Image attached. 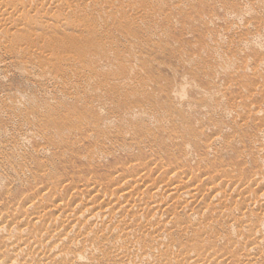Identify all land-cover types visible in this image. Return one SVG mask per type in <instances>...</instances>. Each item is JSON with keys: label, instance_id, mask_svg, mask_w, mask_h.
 I'll list each match as a JSON object with an SVG mask.
<instances>
[{"label": "rangeland", "instance_id": "obj_1", "mask_svg": "<svg viewBox=\"0 0 264 264\" xmlns=\"http://www.w3.org/2000/svg\"><path fill=\"white\" fill-rule=\"evenodd\" d=\"M14 1L10 0L9 1L10 3L9 2L7 3L5 0L3 3H4V5L5 4H7V5H5V7L3 6L4 8L1 6L2 4H0V12H1L0 14H2V12L4 14V13H7V9H9L8 10L9 12L15 13L17 11V9L15 10L14 8H18V6L21 7V4L24 3L23 9H21L19 11L20 13L16 12V15L13 14L15 16V17H13L14 18L13 21H9L10 23L9 22L7 23L4 21L3 18L0 20V21H2V22H0V29L2 28V30H0V36L1 35L5 36L3 38L0 37V43H1L0 48L2 45L5 46V47L2 46L3 48L0 49L2 51V52L0 51V100H2V101H0V108H1V111L5 113V114H2V112H1V114H0V128H1V130H3L4 128L9 129V130H5V129L3 130L5 133V136L1 137V135H0V141H2V143H3L4 140L7 141V139L9 138L10 140L8 139L7 143L11 144L13 141L15 142L18 140L19 141L23 140V141H21L22 143L20 142V145H22L21 148L18 147V150L15 151L16 153L14 152V150H8L7 149L8 153L5 150V153L8 154V156L11 153L12 154L14 153V155L19 154V155L23 156V157L20 156V159H19V156H17L16 162L13 161L12 162L13 165L11 163L12 166L19 168L23 162H24L23 164H25L29 160H32L33 158L31 159V157L34 155L33 157L34 158L35 157L40 158V161H38L37 164H33V169H32L31 174L33 176L41 178V184H46L48 180H50V181L53 180L54 182H57L58 180H61L60 178L63 177L61 174H59L58 171H55L52 174L49 172H43L42 169L37 168L38 164H40V163H42L43 165H47L54 158L57 159L58 155L56 154V151L51 152V150H49L50 152L48 151L47 155L46 154L40 155V157L37 153V151H38L37 149H40V148H38L39 146L41 147L43 145H46L48 142H51L50 140L52 138L50 136H52L53 133H51V132L48 133L46 131V133L43 134L44 136L41 135L44 130H40V127L37 126V120H35L36 116H35V114H32V111H33L32 109H31L32 110L31 112L27 111L28 113H26L25 110H23L21 112L20 110L16 111V110H13L11 108L12 105L14 104L13 100H16V102H18L20 105H22V102L20 101L21 99L19 100V98H16V97L14 98V96H13L14 91H16V90H17L16 94L21 92L27 96H32V98H33L32 100L36 101V103L43 104V103L47 102L51 106L61 104L62 108L60 109V113L53 117V120L56 123H59L61 125H66L67 127H70V128H78L80 131H82V132L85 131L86 133H88V131H96V129H105L106 128L104 122L101 121L100 119H98L96 116L91 115V113L86 108V105L90 106L91 108L92 107H94V108L99 107L98 97H89L91 92L89 93V95L87 92L86 93L87 96H84L85 93L81 94L82 95L80 97L81 99L66 98V97L62 96L63 90H64L62 87L60 88V86L58 84H57L58 85L57 86L56 84H54L55 82L53 83V81H51V80H48V82H46V80L41 78L42 75H38V74H40L39 72H41L42 69L53 68V66H51V64H53V62H54V61L52 62L53 57L57 58V59H65L70 54V56H72L70 59L74 61L73 62L74 64L71 62V65L67 64V66L64 68L74 69L76 67V66L74 67V65H80L81 66L82 64L83 65L85 64L84 65L85 66L84 74H80V73L76 72L75 76L73 74H71V76H70L69 73L68 74L66 73L64 68L63 69H56V70L53 69V70H51L52 74H55V76L57 75L59 78H61L62 80L66 81L68 83L70 82L72 84V86H74V84H75L76 86H78L76 89H79V88L82 89V87L84 85L83 83H85L84 78H86V76H91V75L95 76L97 81H98L97 85H99V87L104 90V98H106L111 103L112 109L115 108L114 111L111 113L112 114L114 113V116L118 114L117 117L111 119V121L108 120L109 122H111L112 125H114L115 128H118V129H124V128L126 129L127 128L128 129V127L132 128L134 125H137L138 127L139 126L143 127V125H144L143 129L146 126L152 127L151 126L152 124L149 123L150 121H149L148 117H152V118L154 117V119H156V118L160 119L161 117L168 115L166 113H169V115H168L169 117L168 116L164 117L165 119L168 117L167 121H169V122L165 126V127H167V129H165V127H163V126L158 128V129H155V130L153 129L154 130L153 132H155V134L160 133L159 136L154 135L153 136L154 138H153L152 135H150L149 131H147V130L144 131V130L140 129L141 131H138V132L136 131V134L140 135L137 138H140V137L142 139L144 138L143 139L144 143L147 144L146 148H144V150H142V151H140L139 149H137L135 146L132 145L133 141L129 140V138H128V137H130V138L132 137V135H130V134L128 135V137L126 136L127 142H123V143L121 140L112 142L110 139H109L110 140L109 141L108 138H106V140H108V141H106L104 138L101 141L100 145L103 146L105 143L106 150L110 149L109 150L110 155L105 158L106 160L100 159L101 160L100 161L95 155H92V154H95L94 151L100 150L99 146L96 147V144H98L99 142L79 141L77 143L75 141V139H71V140L76 142V145L74 148L78 149V151H81L79 153L80 155L86 156L87 154H89L88 158L90 160H93L92 162L90 160H84L85 162L80 164V162L77 161L76 159H74L73 157H71V156H70V158L66 157L69 164H76L77 165L76 171H79V170L81 171V172H79V174L86 175V177L89 175L90 176L92 175V177L89 176L88 178L95 180L96 177L94 176V174L90 173L91 164H92V167H94V170H96V167H97V169H99V172L102 174L100 177L101 180L103 178L105 179L110 174H111V176L114 175L113 177H115V178L116 177L119 178V177H121V175L122 176L125 175L124 173H122V167L126 166V163H127V162H125L126 160L130 161V163H128L129 165L127 164L126 167L128 169H133L137 172V170L140 167V166H138V164L141 163L142 159H143L142 162H144V161L149 162L151 164V166L153 163H154V165H156L164 159V161H162L163 162L162 164L164 166H165V163L167 166L175 167V168L176 167L179 168L181 166L180 170L183 171L182 174H185V175H183L184 178H183V176H182V178L184 179V181L187 180L188 183L190 182V184L196 183V185L203 186L204 181L211 180V182H210L211 184H208V185L206 184L207 186L204 185V186H206L208 191H211V187H212L213 183L217 179H218L217 181L222 179L219 181V184L223 188H218V190H217L221 195L222 194L226 195V193L228 192L227 193L228 196H230V194H232V196L235 194V196H236V193H238L239 189H240L239 191L243 190V189L241 190V188H238L237 186H239L240 184L236 186V183L234 181H237V183H238V181H239V183H243V182H241L242 179H244V180L248 179L249 180L250 178H248V177L253 176V174H254L253 170L257 168L256 162H254V161L257 158H259L258 156H260L262 151L256 150L258 147V144H251L252 141H255L257 138V137L255 138V135L253 133V126L255 124L254 122H256L258 120V118H260L262 120L264 119V113H261V112L258 113L260 116L259 117L257 115V113L251 115L250 112L241 111L237 114L236 119H235V117L233 118V115H229V114L226 116H222L220 113L218 114V110L215 109V111H217V112H215V111H213L214 109L203 105V104H205V102H202L203 104L202 103L198 104L199 102H201L202 96L200 97L197 92L202 91L201 89L214 91V89H218V87H219V89L224 91L225 90L224 88H226L225 86L226 85L228 86V84L230 83L229 90H231V93L228 95V98H229L228 103H234L237 101H246V102L250 103V99H251V101L256 102V103L258 102V104L264 106V64L263 65L260 64L261 65L260 67L258 66L259 62H260L259 61L260 58L262 59V57H264V30H263V26H264V14H263V12H264V0H162V1L159 0V2H158V0H135L136 2L131 0L132 3L139 5L138 9H140L139 7L144 8L143 10L140 9L141 11L136 9L139 12L134 10V8H137V6L134 7V5H133L132 6L133 8L131 7V5H130L131 1L130 0H119V1L114 0V2H117V3H114L115 5H118V4H120V2H123L124 4L127 3L130 6L126 7L127 11H123L126 9L124 7H120L121 10L123 9L121 11V10L117 9V6H115L114 8L117 9L116 12L119 11V13H116L115 9H113V12H115L114 14L112 12L113 15L112 14L106 15V14L100 13L101 9H103V8L109 9L110 8L108 5L113 2L112 0H80V1H78V0H67L66 3H70L74 6H76V4H74V3H78V5L76 7H73V8L77 9V7L79 6L80 9L78 8L79 10L78 9L76 10V12L79 11L76 13V14H79L78 16L77 15L74 16L75 14L70 15L68 13H67V15L66 14L64 15L65 10L63 12V8H64V6L66 7V5H65L66 3L64 2V0H60V3L61 2H62V4L65 3L64 6L62 4H59V3H54L55 5L57 4L56 7L57 6L60 7V8L57 7V9H55L56 7L54 6V4L50 1L48 2V0H37V4H35L36 2L33 3L36 0H33V2L32 1L28 2L27 0H24V1L22 0L21 1L22 3H20V0H17L16 2H14ZM40 1L42 2V4ZM105 1H107V3L108 2H110V3L107 4ZM38 2H39V5H38ZM45 2H47L46 5H45ZM15 3H16V7L13 6ZM142 3L147 4L149 7H147V9H145L146 5H144ZM150 3L151 4L153 3L154 7L152 5H150ZM10 4H12V5H10ZM29 4L31 7L29 6ZM34 4L37 5V8H35ZM49 4H50V6H49ZM101 4L102 5L106 4L105 6H107V7H105L104 5L102 7ZM114 4L112 3V5H114ZM154 4L156 6L158 5L157 6L158 8L155 7ZM159 4L164 5V7H161ZM234 4L236 6L238 5L241 10L239 9L238 6H237V8L239 10H236L237 8L235 7ZM44 5L48 9H45ZM69 5H68V7H69ZM142 5H144V7ZM185 5H187V6H185ZM6 6H8V7L6 8ZM12 6L14 7L12 9V10H14L13 12L10 9ZM47 6H49V7H47ZM96 6L97 7L99 6L100 8L99 7L98 8L100 10ZM110 6H111V4H110ZM125 6H127V5H125ZM159 6H160V9H159ZM1 7L3 9L6 8L5 12ZM38 7H40L41 9H39ZM51 7H53V10H51L52 9ZM130 7L132 9H128ZM177 7H179V8H177ZM187 7H188V9L190 8L189 11H188ZM148 8H153V9L156 8V10L152 11V9H150V12H149ZM184 8H186V9H184ZM246 8H250L252 11L251 10L248 11V9L245 10ZM1 9L3 11H1ZM32 9H33V11H32ZM176 9H177V11H176ZM183 9H184V11H182ZM40 10H42L43 12L45 11V14L41 13L42 11H40ZM48 10H49V13H48ZM56 10H57V12H56ZM58 10H60V11H58ZM146 10H147V13L149 15V18L145 17L148 15L144 16V14L146 13ZM158 10H159V12H158ZM160 10H162L164 13L162 11H161L162 13H160ZM53 11H55V12H53ZM61 11L63 12V14ZM142 11H144L145 13ZM226 11H227V13H226ZM230 11H232V12L234 11L233 12L234 14H232V12H230ZM9 12L7 13V15L10 14ZM26 12L28 13V15L26 14ZM36 12H37V14H36ZM52 12H53V14L56 13V16H58V15H63V16H60V17L58 16V18L56 16L54 17L52 15ZM167 12H169L168 14H170V12H173V13H171L172 15L170 14L171 16H173V18L171 16H168ZM182 12H184L183 13L184 15L182 14ZM238 12H239V14H237ZM31 13L34 15L35 20H34L33 16L31 15ZM57 13H60V14H57ZM152 13L156 14V16L154 17V15ZM157 13L160 15H157ZM41 14H42L43 18H41ZM49 14H51L52 17ZM141 14L143 15V17ZM164 14H166L167 16L166 15L164 16ZM181 14H182V16H181ZM207 14L209 16V18L207 16L208 20L206 18ZM85 15L88 16V18L90 17L89 20L85 17ZM215 15L217 18L214 17ZM27 16H28V20H27ZM65 16H67V18ZM139 16H141L142 19L141 18L139 19ZM159 16L161 17L162 20L160 19ZM203 16H205V17H203ZM16 17H17V19H16ZM79 17H80V19H79ZM150 17H152V18H150ZM174 17H176V18H174ZM202 17H203V19L206 18V20L201 19ZM59 18H60V20H58ZM147 19L149 20L148 21L149 24H147V22H146ZM150 19H154V21L150 20ZM25 20L28 21V23ZM56 20L59 23L55 22ZM63 20L65 21V23H66V21H68V22L70 21L69 22L70 24L65 28H59V29H57L56 27H54L53 29L51 28V27L55 26V24H61L62 25V22L64 23ZM201 20H203V21H201ZM41 21L44 24L39 23ZM72 21H75V22H73L74 24L71 23ZM157 21H158V23H157ZM51 22H54V24ZM145 22H146V24H145ZM153 22L157 23V24H154ZM2 23H5V24H2ZM6 23L9 25H7ZM49 23H51L53 26H51V24H49ZM150 23H151V25H150ZM10 24H12L11 27L13 26L12 29L14 28V30H13L14 32L11 31ZM46 24H48V25H46ZM144 24H145V26H144ZM1 25H4V26L7 25L6 26L7 28H5L3 26L1 27ZM28 25H30L32 27L28 28V27H30ZM154 25H156V26H154ZM228 25H229V27H228ZM8 26H9V28H8ZM45 26L47 27L48 30H46ZM149 26H151V28ZM33 27L35 29L36 28L37 29L35 30V29H33ZM145 27H148V28H145ZM224 27H227V29H225ZM25 28L27 29V31L29 30L28 34H27V31H25L26 30ZM152 28H153V30H152ZM49 29H52V30H49ZM31 30H35L37 33L34 31H31ZM15 31H16V35L14 34ZM20 31H22L26 35L21 33ZM215 31H217V32L213 33ZM18 32H20L21 34H19ZM127 32H129L130 35ZM209 32L211 33V35L213 34V36H215V34H217L219 39H218L217 35L215 37H213L210 35ZM17 33H18V35H17ZM39 33H41V34H39ZM36 34L41 35V39H43V40L39 39L40 36L36 35ZM111 34H113V35L116 34L117 36L116 37H115V35L111 36ZM206 34H207V36H206ZM9 35L11 36V38ZM21 35L22 36L25 35V39L24 38L21 39V37L17 38V36H21ZM31 35H33L34 37L36 36L37 40H35L36 38L32 37ZM42 35H45L44 37H46V38H43ZM219 35H221V36H219ZM259 35L263 36V40H261V42L258 43L255 47H241V45H239L240 41L242 39L250 38V37H256ZM12 36L13 37L16 36V37L12 38ZM109 36H111L113 39L110 38ZM105 37L106 38L108 37L110 39L106 40ZM54 38H59V39H64V40L66 39L68 41L76 40L78 45L76 44L75 46H72L70 48L69 52L64 51L65 52V54H64L62 49L59 50L61 47H59V49H53V48L51 49V47L48 46V43H49V45L53 44V43H51V40H53ZM44 39H47V40L44 41ZM48 39H50V40L48 41ZM100 39H101V41H100ZM33 40H35V41H33ZM102 40L106 41L107 44H110L111 42L114 41L113 42L114 45L116 46L117 49H119L120 52H122V54H121L122 56L116 57L117 54L114 56L113 52L111 53L112 55L110 54L109 58L97 56L98 54L97 55L95 54L98 51L97 45L98 46H100L102 44L105 45V42H103ZM111 40H113V41H111ZM135 40H137V41H135ZM213 40L215 42H213ZM219 40H220V42H219ZM31 41H32V43H30ZM46 41H48V42H46ZM99 41H100V45L98 43ZM108 41L110 43H108ZM208 41H210V42H208ZM237 41H239V42H237ZM221 42H223L221 45L224 44L222 46V48L219 45ZM216 43H219V44H216ZM147 44H148V46H146ZM212 44H213V47H212ZM215 44H216L217 48L215 47V50H214ZM143 46H145V47H143ZM151 46H152V48L149 49L148 47H151ZM210 46L212 47V49ZM218 46H219V48H218ZM13 47H17L15 49L18 51H16ZM141 47H143V48H141ZM21 48H22V50H21ZM133 48L138 49L139 52H137L136 49H133ZM41 49H43V50L41 51ZM210 50H212V51H210ZM126 51H128V52H126ZM48 52H49L50 56L48 55ZM66 52H67V54H66ZM188 52H189V54H188ZM193 52H195L196 54ZM51 53L53 54L52 58L46 59V57L48 58V56L51 57ZM132 53H136V54H140V55H135L132 58V56H130V55H132ZM93 54H95V55H93ZM123 54H124V56H123ZM126 54H127V56L129 55L128 56L129 60H128V57L125 56ZM46 55H48V56H46ZM213 55H215V58ZM216 56H217V59H216ZM124 57H126V58H124ZM134 57H137L136 59L138 61ZM122 58H123V61H122ZM142 58H144L143 59L144 61L142 60ZM192 58H193V60H192ZM228 58H230L231 60ZM213 59H215L217 61L219 60L218 62L221 61V63H218V66H217V63H216L217 61H215ZM222 59H228L229 64L231 66L234 65L233 68L230 67V65H229L228 66L229 68L227 67L228 69L224 68V69H227L226 71L223 68L220 69L219 66H221V64H222V66H223V63H224V66L226 63H227L226 65H228V61L222 60ZM126 60H128L129 62L131 60V63H132L131 67H129V65H131V63H128ZM134 60H136L138 62V64ZM190 60H192V61H190ZM234 60H237V61L235 62ZM242 60L244 61L243 63L245 65H243ZM224 61H227V62H224ZM230 61H232V62H230ZM233 62H234V64H232ZM237 62H238L239 68L237 66ZM256 62L258 65L256 64ZM75 63H77V64H75ZM134 63H136V64H134ZM252 64L255 67L258 66L259 68L257 67L258 69L257 68L253 69L252 67H250V66H252ZM48 65H50V68H48L49 67ZM72 65H73V67H71ZM101 65L103 67H100ZM106 65L109 67V70H108V67ZM246 65L249 67H247ZM27 66H28L29 70H31L30 66H35V67L39 66V67L35 68L34 76L32 74H29L30 76L27 75L26 74L27 72L24 75V72H25L24 68L25 67L27 68ZM104 66H105V68H104ZM211 66H213L212 67L213 69L211 68ZM110 67L111 68L113 67V68L110 69ZM246 67L248 68L247 73L244 71L246 69ZM236 68H238V69H236ZM242 68H245V69H242ZM21 69L22 70L24 69V72L21 71ZM100 69H101V71L104 70L106 72L104 73L102 71L104 73L103 74L102 72H100ZM229 69L232 73H230ZM240 69H241V71H240ZM32 70L34 72V67H32ZM216 70H217V72H215ZM242 70L244 71V73L242 72ZM37 71H38V74H37ZM237 71H239V72H237ZM21 72H23V73L21 74ZM67 72H68V70H67ZM109 72L112 74L115 73L116 75L115 74L112 75ZM106 73L107 74L109 73V74L107 75ZM235 73H237V74H235ZM41 74H43V73H41ZM79 74L81 76H79ZM121 74H122V76H126V75L130 74L131 76L129 75L130 76L129 80L130 81L132 79L133 80L130 83H129V81H128V83L126 82L125 85L115 83L113 81L112 77L115 78V77L121 76ZM186 74H187V76H186ZM194 74H196V75H194ZM240 74L243 76H240ZM193 75L195 76V78H193ZM31 76L34 78H32ZM38 76H40L39 79H38ZM132 76H133V78H132ZM181 77H182V79H181ZM190 77H192V78L190 79ZM40 79H41V81H40ZM150 79H152V80H150ZM183 79H185V80L189 79L188 81H191V82L186 83V84H189V85H186L185 80H183ZM192 79L194 80V82ZM147 80L150 82L152 81L153 83L152 82L149 83ZM141 81H142V83L145 81L143 83L144 86H146V88L144 87V90H141L139 88V86H140L143 89V84L140 83ZM181 81L184 82L182 84L183 86L184 85L187 86V87L184 86V88L186 87V90L182 87V85H181V87H179L181 84L180 83ZM221 81L224 83H221ZM146 82L149 84H147ZM195 82H197V83H195ZM225 82H226V84H225ZM194 83L197 84L196 87H193V86H195ZM220 83L224 84V85H221ZM137 84H141V85L138 86ZM173 84H175V85H173ZM60 85L62 86L61 83H60ZM191 85H192V87L189 88ZM218 85H220L222 88ZM41 86H43L44 89ZM76 86H74V87H76ZM162 86H163V88H162ZM223 86H224V88H223ZM40 87H41L42 91H41ZM175 88H177V89L180 88V91L184 90L185 92L183 91L182 93H184L185 96L187 94V97L186 98L184 97V101L191 99L192 101L196 102L195 103L196 105L198 104V106H196V108L197 107L198 108L197 109L193 108V110L192 111L189 110V112L186 110H183V107L185 108V105H182V107L179 108V106H178L179 102H177L178 100H176L174 98L172 99V97L170 95H167L168 92L171 91V89L173 90ZM198 88H200V89H198ZM22 90H24V91H22ZM45 90L47 91V94H45L46 93ZM50 90H51V94L49 93ZM53 90L54 91L57 90V92L53 93L54 92ZM59 90H62V91H59ZM11 91H13V92H11ZM25 91L28 94L24 93ZM8 94L12 95V100H11V98L10 99L6 98V95H8ZM54 94H56V95L58 94L57 98L55 97L56 95H54ZM46 95H48V97ZM20 96H22V95H20ZM36 97L39 101L36 100ZM83 97H85V99H83ZM192 98H195V100H193ZM196 98H197V101H196ZM225 98L227 100V97H225ZM42 99H44V100L41 101ZM185 99H187V100H185ZM7 100H8V102L11 100L10 103H8ZM198 100H200V101L198 102ZM181 101H183L182 98H181ZM6 102H7V105L5 104ZM146 102L147 103L149 102V103L145 104ZM150 103H151V105H150ZM153 103L155 104V105H153L154 107L152 106ZM9 104H12V105L9 106ZM113 105H115V106H113ZM146 105H148V106H146ZM199 105H200V107H199ZM155 106H156V108H155ZM177 106L179 109L177 108ZM146 107H148V108L150 107V109H148ZM4 108L6 110L10 109L9 110L10 112H8V110L4 111L5 110ZM11 109H12V111H11ZM112 109H110V110H112ZM127 109H141L144 112H146V114L144 115L145 117L142 116V119H141V117L140 118L135 117V120L133 118H130V119L128 118L129 120L128 119L126 120L125 118H123V119L118 118L121 116L120 114H122ZM165 109H166V111H165ZM205 109H207L209 112L211 110L212 111L209 113ZM174 110H178V111L175 112ZM36 111L37 110H35V112ZM121 111H122V113H121ZM11 112H14V114H11ZM23 112H25V113H23ZM71 112H75V113L79 114L81 116V118L71 119V118L67 117V115L70 114ZM172 112L175 115H173ZM191 112H193V113H191ZM212 112H214L213 115H211ZM9 113H10V115H9ZM22 113L24 115L26 114V117L24 115H21ZM181 113L182 114L184 113V114L181 115ZM29 114H31V115H29ZM192 114H195V115H192ZM1 115H3V117ZM12 115L15 117H13ZM202 115L204 117H202ZM206 115H210V116H206ZM256 115L258 117H256ZM18 116L19 117L23 116L24 118L21 117L23 119H20V118H18ZM32 116H34V117H32ZM227 116H231V117L229 118ZM209 117H211V118L209 119ZM14 118H16L18 120H16V119L14 120ZM32 118H33V120H31ZM204 118H206V119H204ZM255 118H257V119L255 120ZM24 119H26V120L24 121ZM211 119H214V121L215 120L216 121L214 122ZM225 119H227V120H225ZM239 119H241V120L244 119L245 122H246V120H248V122H246L247 125L245 126V122L243 123V121L241 122V120H239ZM81 120H84L85 123H81ZM174 120L177 121V123H175ZM180 120H183L182 126L180 124L181 123ZM217 120L220 123V124L218 123L219 125L218 124L215 125V123L218 122ZM30 121H32V123L33 122H35V123L32 124ZM173 121H174V123H173ZM212 121L214 122V124ZM236 121H238V122H236ZM28 123H30L31 125H29ZM197 123H199V125ZM236 123L238 125L237 129H235L237 126ZM251 123H253V124L251 125ZM249 124L251 126H248ZM183 125L185 128L183 127ZM36 126L39 128V131H38V128ZM173 126H174V128H173ZM175 126H177V127H175ZM147 127L145 129H148ZM24 128L25 129L29 128V130L31 129L32 131L31 130L28 131V129L26 131H24L25 130ZM34 128H37V129H34ZM199 128L203 129V131L202 130L200 131ZM251 128H252V130H251ZM193 129H194V131H192ZM172 130H174L175 133L177 132V135L173 134L174 131H172ZM6 131L12 133L11 136H10V133L8 134V132H6ZM34 131H35V134L37 132L38 133L35 135ZM163 131H165V132H163ZM32 132H33V135H29V134H32ZM21 133H22V135H20ZM18 134H19V136H18ZM24 134H25V137H27L26 140H25V137H23ZM126 134H128V133H126ZM215 134H217V136L220 138L223 137L224 139L221 138V140H223V141H220L221 144L219 143V145H215V147L209 148L208 143L206 146V142H208L210 140L212 141V139H214V138H218ZM34 135H35V137H34ZM38 135L43 136L44 139H43V137L40 136L42 138L41 139ZM168 135H170V136H168ZM211 135H212V138L209 137ZM228 135H229V137H228ZM258 135H259V133H258ZM15 136H17L16 139H14ZM20 136H22V138ZM174 136H177L179 139H181V136H182L183 137L182 140H184V141L189 140L188 142H190L191 146L193 147V149H192V147L190 148V151H191L190 156L186 155V150L182 147L183 145L180 146L179 139H178V141H174ZM18 137H19V139H18ZM37 137L40 139H37ZM184 137H186V138H184ZM230 137L235 138V139L232 140V139H230ZM241 137H243V138H241ZM258 137H261V136L259 135ZM55 138H54V140H56ZM207 138H209V139L211 138V139L208 140ZM236 138H237V140H236ZM30 139H31V141L29 144ZM67 139L68 138H66L65 141L69 140V139L68 140ZM227 139H228L229 143H228ZM63 140H64V138H63ZM176 140H177V138H176ZM235 140H236V143H235ZM151 141H152V144L150 143ZM156 141H157V143H156ZM230 141H232V142H230ZM174 143H176V144H174ZM37 144H38V146H36ZM0 145H1V143H0ZM174 145H176V146H174ZM230 145H232V146H230ZM251 145H255L256 148H254ZM31 146H33V147H31ZM155 146H156V148H154ZM207 147L209 148V150ZM29 148H30V150H29ZM34 148H35V150H33ZM111 148L112 149L114 148L113 151ZM251 148H253V149H251ZM94 149H96V150H94ZM183 149H184V151H183ZM0 150H1V148H0ZM114 150H115V152H114ZM24 151H25V154H24ZM29 151H31L33 154ZM87 151H92V152L88 153ZM111 151L113 152V154L111 153ZM158 151H160V152H158ZM166 151H167V154H165ZM19 152H21V154ZM28 152H29V154L30 153L31 154L29 155ZM49 153H51V154H49ZM3 154L4 153L2 152L1 155L3 156ZM12 154L9 156V158H11V159H12V157H11ZM48 154L49 155L53 154L54 156L53 155L49 156ZM82 156H80L79 159H82ZM92 156H94L93 159H91ZM116 156L117 157L120 156L121 159L117 161ZM186 156H188V159ZM51 157H53V158H51ZM160 157H161V160H160ZM203 157H205V158H203ZM137 159L139 161H137ZM179 159H181L182 161H179ZM132 160L134 163H132ZM156 160H158L157 163H156ZM115 161H117V162L114 163ZM51 163H53V162H51ZM118 163H119V165H118ZM228 164H230V165H228ZM198 165H199V167H198ZM225 165H228V166L226 167ZM7 166L2 165L0 162V171L3 172L5 170H7L8 169ZM12 166H9V168H11ZM183 166H184V168H183ZM220 166L223 167V169ZM2 167H3V169H2ZM153 167H155V166H153ZM72 168H75V167L72 166L69 169H72ZM231 168H234V169L230 171ZM224 169H225V171H224ZM189 170H190V172H189ZM116 171H118L120 173H116ZM99 172H97V173H99ZM113 173H115L116 176ZM186 173L188 175H186ZM204 174L205 175L207 174V176H206L207 178L205 177ZM227 175L230 177V179L228 178ZM225 176H227L230 183H228L229 181H227L228 179L225 178ZM237 177L239 178V180H237L238 179ZM241 177H243V178H241ZM185 178H186V180H185ZM233 178H235V179H233ZM75 179H77V178H75ZM96 180H97V178H96ZM202 180H203V182H202ZM16 182L18 184V181H16ZM16 182L14 184H16ZM233 182L235 183V185H233L234 184ZM215 183H217V182H215ZM223 183H225V184L223 185ZM227 183H228V185H226ZM17 184L14 185L13 188H15V187L18 188V190H20V192H26L29 190V188L27 187L29 182L23 181L20 183L23 185H17ZM64 184H66V183H64ZM217 184H215V185H217ZM230 185L232 187H230ZM251 185L252 184H250L249 189L251 190L250 193H253L254 188L256 186L254 187L252 185V187H251ZM208 186H209V188H208ZM227 186L229 189L227 188ZM234 186H236L238 188V189L236 188L237 189L236 191H233ZM224 187H226V188H224ZM249 189H248V187H246L242 191L244 194L243 193H240V195L237 194L238 196H240V197H238L239 199L236 196V198L238 200L236 202H238V203L235 206H236V208L239 206L237 209L241 213H242V211L245 212L247 210H249L248 211L249 213L254 211L251 208L252 206L250 207L251 209L250 208L246 209V206L244 204H242V198L245 194H249V193H247V192H249ZM0 190H1V188H0ZM219 190L220 191L222 190L223 193L220 192ZM228 190H230V192ZM204 191H206V190H204ZM245 191H247V192H245ZM0 193H1V191H0ZM208 193H210V192H208ZM15 195H16V192H14V194H12L11 197H9V198L15 197ZM2 197H5V195L0 197V201L5 202L6 200L2 199ZM207 198H208V200H207V202H205V200ZM236 198H234V199L236 200ZM211 200L212 199H210L209 197L204 196L203 201L207 204L209 203L210 209L204 210V212H206V213H204L202 211H198V213H200V214L202 213L201 214V215H203L202 217L198 213H197V215L199 217L197 215H196V217L195 216L193 217V219L195 218L194 220H195L196 226L198 224V227L199 226L203 227V226L212 225V228H211V226H210V229L208 228L209 229L208 233H205L204 235L203 234L200 235V234H197L195 231L190 230L188 232L176 233V234H174V237H177L178 242L180 241L181 244L190 243V242L203 243L205 241L206 242V243L204 242L205 245H210L211 247H209V248L211 250L216 249L215 252L219 253L220 255H222L221 253H223V254L228 253V255H226V256H233V255L236 256L237 255V257H238L237 253H239V258H240V256L245 257L243 246L245 247L247 244L251 243L253 240L252 237L251 238L245 237L246 239L241 238L240 239L241 244L239 243L237 245H236V243L239 242L238 238L231 237V236H233V234H234L233 232L235 230L239 231L237 229L239 227H237V226H241L240 229H242L243 228L242 226L245 224V222H243V224H242V223H240L241 220L239 221V219H237V218L232 219L231 217H229V218H231V219H229L225 215H220L219 209H221V207H222L221 202H218L219 200L217 201L216 199H214L215 202H213ZM213 204H214V206H213ZM218 204L219 205L221 204V205L217 206ZM240 204H242V205H240ZM243 206L245 208H242ZM216 208L218 210L215 212ZM239 208L244 209V210L246 209V210L245 211L240 210ZM197 209H198V207H197ZM212 211H213V214L216 213V214H214L216 216L211 214ZM239 212H236V210H235V213H234L235 216L234 217H239L240 216ZM254 212L251 213L253 218L249 217V216H248L249 219L246 218L247 222L251 223V221L254 220V223L256 224V218L253 215ZM209 214H211L212 216ZM197 217L199 220L196 219ZM200 217H201V219H200ZM202 218H204V219H202ZM204 220H206V221H204ZM236 220H238V221H236ZM248 220H250V221H248ZM183 222L184 221L180 222V225ZM183 224L185 225L186 222ZM230 226H232V228L235 230L231 231L229 228ZM235 226L237 228H235ZM198 227L197 228L195 227L193 229H198ZM193 237H195V238H193ZM197 237H207V238L206 239L203 238L204 240L202 242L201 241L202 239L199 240ZM228 237L230 239H228ZM231 238H232V240H231ZM206 240H208V241H206ZM209 240H211V241H209ZM229 240H231V241L229 242ZM233 240H235L236 243ZM243 240H246V242H248V240H249V243L244 244L245 241H243ZM214 241H215V244L213 245L212 243H214ZM208 243H211V244H208ZM228 243H230V245H228ZM232 243H234L233 244L234 247H233ZM222 247L224 250L222 249ZM242 248H243V251L240 250ZM257 263L258 264H264V261H262L260 259ZM228 264H233V262L229 261Z\"/></svg>", "mask_w": 264, "mask_h": 264}, {"label": "bare ground", "instance_id": "obj_2", "mask_svg": "<svg viewBox=\"0 0 264 264\" xmlns=\"http://www.w3.org/2000/svg\"><path fill=\"white\" fill-rule=\"evenodd\" d=\"M4 1L5 0H0V4H2L1 5L2 7L3 6L5 7V5H7V4L4 5V3H3ZM7 1L8 0H6V2ZM16 1L17 0H15L14 2H16ZM21 1L22 0H20V3H22ZM27 1L28 2L32 1L33 2V0H27ZM49 1L52 2L53 4L54 3L62 4V2L60 3V0H48V2ZM66 1L67 0H64L65 3H66ZM78 1H80V0H78ZM112 1H113L112 2L113 4L117 3V2H114V0H112ZM116 1H119V0H116ZM132 1H135V0H132ZM132 1L130 2L131 7L134 5V7L137 6V8H134V10L138 9L139 5L138 4L136 5V4L132 3ZM160 1H162V0H160ZM105 2L107 3V1H105ZM158 2H159V0H158ZM33 3L37 4V0L34 1ZM46 3L47 2H45V5H46ZM109 3L110 2H108L107 4H109ZM112 3H110L111 6H110V4L108 5L110 7L109 9L108 8L107 9L103 8V9H101L100 13H103V14H106V15L107 14L111 15L112 12H113V9H115L114 8L115 6H117V9H119V10H121L120 7L126 8V7L130 6L127 3L124 4L123 2H120V4H118V5H115V4L112 5ZM41 4H42V2H41ZM64 4H62V5L64 6ZM67 4L69 5L70 3H66L65 4L66 7L64 6V8L61 6L63 8V12L65 10L64 15L65 14L67 15V13H68L70 15H72V14L74 15L75 14L74 16H76V15L78 16L79 14H76V13L79 12V11L76 12V10L79 8V6L77 7V9L73 8V7H76L78 5V3H74V4H76V6L70 4L69 7H68ZM142 4H144V3H142ZM10 5H12V4H10ZM38 5H39V2H38ZM45 5H44V7H45ZM56 5L54 4L55 7H56ZM103 5L105 6L106 4H103ZM103 5H102V7H103ZM125 5H127V6H125ZM144 5H146L145 9H147V7H149L147 4H144ZM144 5H142V6L144 7ZM150 5L153 6V3L152 4L150 3ZM159 5L161 7H164V5H161V4H159ZM13 6L16 7V3ZM13 6L11 8L10 7L9 8L12 10L14 8ZM29 6H30V4H29ZM49 6H50V4H49ZM49 6H47V7H49ZM157 6L155 5V7H157ZM160 6H159V9H160ZM185 6H187V5H185ZM237 6L235 5L236 8H237ZM7 7L8 6H6V8ZM23 7H24V3L21 4V7L18 6V8H14V9L15 10L17 9L16 12L20 13L19 11L21 9H23ZM53 7H51L52 8L51 10H53ZM57 7L60 8L59 6H57ZM57 7L55 9H57ZM105 7H107V6H105ZM131 7L128 8V9H132L133 8V7L132 8ZM179 7H177V8H179ZM35 8H37V5H35ZM38 8L41 9L40 7H38ZM139 8L142 9V10L144 9V8H141V7H139ZM2 9H1V11L4 10V12H5V9H3V10ZM45 9H48V8L45 7ZM117 9H115V12H116ZM140 9H138V10L141 11ZM148 9H149L148 10L149 12H150V9H152V11L156 10V8L155 9L148 8ZM184 9H186V8H184ZM184 9L182 11H184ZM187 9H188V7H187ZM189 9H188V11H189ZM239 9H240V7H239ZM239 9L237 8L236 10H239ZM247 9H248V11L251 10L250 8H246L245 10H247ZM8 10L9 9H7V13L9 12ZM138 10H136V11H138ZM13 11L14 10H12V12ZM32 11H33V9H32ZM40 11H42V10H40ZM58 11H60V10H58ZM123 11H127V8L125 10H123ZM161 11L162 10H160V13L163 12V11L162 12ZM176 11H177V9H176ZM16 12L15 13L14 12L13 13L9 12L10 14H8V15H7V13H4L5 14L4 15L3 12H2V14H0V20L3 18L4 21L7 22V23L9 21H13L14 20L13 17H15L13 14L16 15ZM53 12H55V11H53ZM53 12H52V15L55 17L56 13L53 14ZM56 12H57V10H56ZM63 12H62V14H63ZM115 12H113V14ZM142 12H144V11H142ZM158 12H159V10H158ZM230 12H232V11H230ZM233 12H232V14H234ZM41 13L45 14V11L44 12L42 11ZM48 13H49V10H48ZM116 13H119V11L116 12ZM168 13L169 12H167V15L171 16L172 15L171 13H173V12H170L171 15L168 14ZM183 13L184 12H182V14ZM226 13H227V11H226ZM26 14L28 15L27 12H26ZM36 14H37V12H36ZM57 14H60V13H57ZM152 14L154 15V17L156 16V14H154V13H152ZM182 14H181V16H182ZM237 14H239V12ZM263 14H264V12H263ZM31 15L34 18V15L32 13H31ZM49 15L51 16V14H49ZM145 15H148L147 10H146V13L144 14V16ZM157 15H160V14L157 13ZM165 15L166 14H164V16ZM58 16L60 17V16H63V15H58ZM58 16H56V17L58 18ZM207 16H208V14L206 15V18H207ZM65 17L67 18V16H65ZM85 17L88 20L90 18V17L88 18V16H86V15H85ZM142 17H143V15H142ZM145 17L149 18V15L145 16ZM171 17L173 18V16H171ZM203 17H205V16H203ZM203 17L201 19H203ZM214 17L217 18L216 15ZM41 18H43L42 14H41ZM140 18H141V16H139V19ZM150 18H152V17H150ZM174 18H176V17H174ZM206 18H204L203 20H206ZM208 18H209V16H208ZM208 18H207V20H208ZM16 19H17V17H16ZM79 19H80V17H79ZM160 19H161V17H160ZM27 20H28V16H27ZM34 20H35V18H34ZM58 20H60V18ZM150 20L154 21V19H150ZM203 20H201V21H203ZM148 21L149 20L147 19V21H146L147 24H149ZM158 21H157V23H158ZM0 22H2V21H0ZM26 22L28 23V21H26ZM55 22H57V20ZM69 22L66 21V23H65V21H64V23L62 22V25L61 24H55V26H53L51 24V23L54 24V22H51L49 24H51V26H53V27H51L52 29L54 27L59 29V28L67 27L70 24ZM73 22H75V21H72L71 23L74 24ZM146 22H145V24H146ZM39 23H43V22L41 21ZM57 23H59V22H57ZM157 23H154V24H157ZM2 24H5V23H2ZM12 24H10V27H11ZM145 24H144V26H145ZM7 25H9V24H7ZM30 25H28V26H30ZM46 25H48V24H46ZM150 25H151V23H150ZM2 26L7 28L4 25H1V27ZM154 26H156V25H154ZM12 27H11V31L14 30V28L12 29ZM31 27L32 26H30L28 28H31ZM149 27L151 28V26H149ZM228 27H229V25H228ZM8 28H9V26H8ZM145 28H148V27H145ZM224 28L227 29V27H224ZM33 29H35V28L33 27ZM52 29H49V30H52ZM0 30H2V28ZM35 30H31V31L36 32ZM46 30H48L47 27H46ZM152 30H153V28H152ZM263 30H264V26H263ZM25 31H27V29ZM28 31H27V34L29 33ZM20 32L23 33L22 31H20ZM20 32H18V33L21 34ZM216 32L217 31H215L213 33H216ZM18 33H17V35H18ZM127 33L129 34V32H127ZM14 34L16 35V31H15ZM23 34H25V33H23ZM39 34H41V33H39ZM39 34H36V35H39ZM25 35H23L24 37L22 35L21 36H17V38L21 37V39L22 38L25 39ZM114 35H115V37L117 36L116 34H114ZM114 35L111 34V36H114ZM210 35H211V33H210ZM216 35L217 34H215V36ZM31 36L34 37L33 35H31ZM39 36H40V38L38 36L37 37L39 39H41V35H39ZM44 36L45 35H42L43 38H46ZM111 36H109V37L112 38ZM206 36H207V34H206ZM211 36H213V34ZM215 36H213V37H215ZM219 36H221V35H219ZM0 37L3 38L5 36L1 35ZM14 37H16V36H14ZM14 37L12 36V38H14ZM217 37H218V35H217ZM10 38H11V36H10ZM34 38H36V36ZM110 38L107 37L106 40L110 39ZM218 39H219V37H218ZM35 40H37V38ZM35 40H33V41H35ZM41 40H43V39H41ZM45 40H47V39H44V41ZM49 40L50 39H48V41ZM261 40H263V36L262 35H259V36H256V37L244 38L241 41L239 40L240 41L239 45H241V47H255L258 43L261 42ZM48 41H46V42H48ZM100 41H101V39H100ZM100 41L98 42L99 45H100ZM111 41H113V40H111ZM135 41H137V40H135ZM239 41H237V42H239ZM103 42H105V45L104 44H102L100 46L97 45V47H98L97 50L98 51H97V53H95L96 55L98 54L97 56H101V57H104V58H109V56H110V54L112 52H113L114 56L117 54L116 57L122 56L121 55L122 52H120L119 49L116 48V46L113 43L114 41L111 42V43L108 41V43H110V44H107L106 41H103ZM208 42H210V41H208ZM213 42H215V41L213 40ZM219 42H220V40H219ZM30 43H32V41ZM51 43H53V44L49 45V43H48V46L51 47V49L52 48L53 49H59V47H61L59 50L62 49L63 52L64 51H68L69 52L70 48L77 44V41L76 40L68 41L66 39L64 40V39L54 38L53 40H51ZM222 43L223 42H221L220 44L219 43H216V44H219L220 47L222 48V46L224 45V44L221 45ZM216 44L214 45V50H215V47L217 48ZM2 46H4V45H2ZM2 46H1V48H3ZM146 46H148V44ZM143 47H145V46H143ZM143 47H141V48H143ZM212 47H213V44H212ZM212 47H211V49H212ZM13 48L15 49L17 47H13ZM148 48L150 49V48H152V46L148 47ZM218 48H219V46H218ZM133 49H136V48H133ZM21 50H22V48H21ZM42 50L43 49H41V51ZM16 51H18V50H16ZM128 51H126V52H128ZM136 51L139 52L138 49H136ZM210 51H212V50H210ZM193 53H195V52H193ZM64 54H65V52H64ZM66 54H67V52H66ZM95 54H93V55H95ZM127 54L125 55L126 57L129 56V55L127 56ZM188 54H189V52H188ZM48 55H49V52H48ZM48 55H46V56H48ZM52 55L53 54L51 53V57H49L50 56L49 55L48 58L46 57V59H51ZM135 55H140V54L132 53V55H130V56H132V58H133V56H135ZM69 56H70V54L65 59H57V58L53 57L52 58V62L53 61L54 62H53V64L50 63L51 66H53V68H51V69H47V68L46 69H42L41 72H39L40 74H38V71H37V74L38 75H42L41 78L46 80V82H48V80H51V81H53V83L55 82L54 84H56V85L58 84L60 86V88L62 87L64 90H63V95L62 94L61 95L66 97V98L81 99L80 98L82 96L81 94L85 93L84 96H87L86 95L87 92H88V95L91 92V94H90L91 96L89 95V97H98L99 107H96V108L92 107L91 108L90 106L86 105V108L91 113V115H94L98 119L103 121L105 126H106V128L105 129H96V131H88V133H86L85 131L84 132L80 131L78 128H70V127H67L66 125H61L59 123H56L53 120V117L60 113V109L62 108L61 104L60 105L51 106L45 101H44L45 103L42 102L43 104L36 103V101L32 100L33 99L32 96H27V95L21 93L19 90L18 91L20 93L17 92L18 94H16L17 90L14 91V94H13L14 98L16 97V98H19V100L21 99L20 101L22 102V105H20L18 102H16V100H13L14 104L13 105L9 104V106L12 105L11 108L13 110H16V111L20 110L22 112L23 110H25L26 113H28L27 111L31 112L33 110L34 112L32 111V114H35V116H36L35 120H37V126L40 127V130H44L42 132V134L41 133L40 134L43 135L44 133H46V131L48 133L49 132L53 133L52 136H50L52 138L50 140L51 142H48L46 145H43L41 147L39 146L38 148H40V149H37L38 150L37 153H38V155L40 157V155H45V154L47 155V152L49 150H51V152L52 151H56V154L58 155L57 159L54 158L55 160L53 159L54 161L53 160L50 161V163L47 164V165H43L42 163H40V164H38L37 168L38 169H42L43 172H49V173H52V174L55 171H58L59 174H61L63 177L60 178L61 180H58L57 182H54L53 180H51V181L48 180L46 184H41V178L33 176L31 174L32 173V169H33V164H37V162L40 161V158H36V157L34 158L33 157L34 155H33L31 157V159L33 158L32 160H29L25 164H23L24 163L23 162L22 165L18 168V167L12 166L13 165L12 162L13 161L16 162L17 156H19V159H20V156H22V155H19V154L18 155H16V154L14 155V153L13 154L11 153L12 154V156H11L12 159H11V158H9V156L11 154L8 156V154L5 153V150L7 152V149L8 150H14V152H15L16 150H18V147L21 148L22 145H20V142L23 141V140L20 139L21 141H19V140L15 141V142L13 141L14 143L12 142L10 144V143H7L8 139H9L7 137L8 138V139L6 138L7 141L4 140L3 143H2V141H0V143H1V145H0V148H1V150H0V158H1L0 162L4 166L8 165L7 166L8 167L7 170H5L3 172L0 171V185L2 186V187L0 186V188H1L0 197L5 195V197H2V199L6 200L5 202L4 201H0V264H228L229 261L233 262V264H256L260 259L262 261H264V119L262 120V119L258 118V120L256 122H254L255 124L253 126V133L255 135V138L256 137L257 138H256L255 141H252L251 144H258V147H257L256 150L257 151H259V150L262 151L260 156H258L259 158H257L254 161V162H256L257 168L253 170V173H254L253 176H251V177L247 176L248 178H250L249 180L248 179L247 180L242 179L241 182H243V183H239V181L237 183V181H234L236 183V186L240 184L237 187L241 188V190L242 189L244 190V188H246V187H248V189H249L250 184H252L254 187L256 186L254 188L253 193H250L251 190L249 189V192L245 191V192H247L249 194H245L243 196V198H242V204H244L246 206V209L250 208L252 206L251 208L255 211V212L254 211H252V212L250 211V212L251 213L254 212L253 215L256 218V224L254 223V220L251 221V223L247 222L246 218L249 219V217H252V214L248 212L249 210L245 211L246 209L245 210L244 209H240L241 208L240 207L239 208L240 210H244L245 211V212L242 211V213H241L237 209L239 206L237 208L235 206L238 203V202H236V201H238L237 198L240 197L238 195H240V193H243L242 192L243 190L242 191H239L240 189L238 190V193H236V196H237V198H236L235 194L233 196H232V194H230V196H228L227 195L228 192H227L226 195L225 194L221 195L217 191L218 188H223L219 184V181L222 180V179H220L219 181H217L218 180L217 179L215 181L218 184L215 183V182L213 183V185L211 187V191H208V189L206 188V186L208 184H211L210 183L211 180L204 181L203 184L204 185L207 184L206 186H204V185L203 186L196 185V183L195 184H192V183L190 184V182L188 183L186 178H185V180L187 182L184 181V179H183L184 176L183 175H185V174H182L183 171L180 170L181 166L179 168L178 167L175 168V167L167 166L166 163H165V166H166L165 167L162 164L163 163L162 161H164L163 158H162L163 160L161 162H159L156 165H154V163H153L152 166H151V164L149 162H145V161L142 162L143 159H142V161L140 160L141 163L138 164V166H140L139 169L137 170L138 173L135 170L128 169L126 167L127 164L130 163V161L126 160L125 161V162H127L126 166L122 167V173H124L125 175H123V176L121 175V177H119V178L116 177L115 178V177H113L114 175L111 176V174H110L105 179L103 178L102 180L100 179L102 174L99 172V169H97V167H96V170H94V167H92V164H91L90 173L94 174V176L97 178V180H96V178H95V180H93V179L88 178L90 175L86 177V175L79 174V172H81V171L78 168L77 169L79 171H76V166L77 165L76 164H69V162L67 160V158H70V156L73 157L74 159H76L77 161H79L80 164L85 162L84 160H90L88 158L89 154H87L86 156H82V155L79 154L81 151H78V149L74 148L75 145H76V142L77 143L79 141L99 142L98 144H96V147L99 146L100 150L94 151V150L97 149L96 148V149L93 150L95 152V154H92V153L91 154L95 155L100 160V159H105L106 157H108L110 155V153H109L110 149L106 150L105 143H104L103 146L100 145L101 141L104 138H105V140H106V138H108V140L110 139L112 142L121 140L122 143H123V142H127L126 141L127 137L130 134V135H132V137L131 138L128 137V138H129V140L133 141L132 145L135 146L140 151H142V150H144V148H146L147 144L144 143V140H143L144 138L143 139L141 137L137 138L140 135H137L136 131L138 132V131H141V130H144V131L147 130V131H149L150 135H152V137L154 135L159 136L160 133L155 134V132H153V131L155 129H158V128L162 127V126L163 127L166 126V124L169 122V121H167L168 117H169L168 116L169 113H166V114H168V115H165V116H168L166 119L164 118L165 116L161 117L160 119L156 118V117H155L156 119H154V117L153 118L152 117H148L149 121H150L149 123L152 124L151 125L152 127H147L146 126L148 129H145L146 127L143 129L144 125H143V127H140V126L138 127L137 125H134L132 128L128 127V129L127 128L126 129L125 128L124 129L115 128L114 125H112L111 122H109V121H111V119L117 117L118 114L114 116V113L113 114L111 113V112L114 111L115 108L112 109L111 103L106 98H104V90L101 89L99 87V85H97L98 81H97L95 76H93V75L86 76V78H84V82L85 83H83L84 84L83 87L81 86L82 89L81 88L76 89L78 86H76L75 84H74V86H76V87L72 86V84L70 82L68 83V82L62 80L61 78H59L57 75L55 76V74H52L51 70H53V69L54 70L63 69L64 67L67 66V64L71 65V62L72 63L74 62L73 60L70 59L72 56H70V57ZM123 56H124V54H123ZM213 56L215 58V55H213ZM126 57H124V58H126ZM134 58L136 59L137 57H134ZM143 59L144 58H142V60ZM216 59H217V56H216ZM228 59H230V58H228ZM228 59H222V60H227L228 61V65H226L227 64L226 63L225 64L226 67H225L224 63L222 62L223 66L221 64V66H219L220 69L221 68H223V69L227 68L230 65ZM128 60H129V57H128ZM128 60H126V61L128 63H131V60H130V62ZM136 60H134V61L137 62L138 60L137 61ZM192 60H193V58H192ZM192 60H190V61H192ZM213 60H215V59H213ZM122 61H123V58H122ZM215 61H217V60H215ZM218 61L216 62L217 66H218V63H221V61L220 62H218ZM227 61H224V62H227ZM234 61L236 62L237 60H234ZM259 61H260L259 65L257 64V62H256V64L260 67L261 65L264 64V57H262V59L260 58ZM230 62H232V61H230ZM243 62L244 61L242 60V63ZM75 64H77V63H75ZM134 64H136V63H134ZM137 64H138V62H137ZM232 64H234V62ZM84 65L83 64L81 66L80 65H74V67L76 66L74 69L64 68V70L66 71L67 74L69 73L70 76H71V74H73L75 76L76 72L80 73V74H84V70H85V66ZM243 65H245V64L243 63ZM39 66H36V67L35 66H30L31 70H29V68L27 66V68L26 67L24 68L25 72H24V69L23 70L21 69V71L24 72V75L27 72L26 73L27 75L32 74L34 76L35 68H37ZM48 66L47 67L50 68V65H48ZM131 66H132V63H131V65H129V67H131ZM213 66H211V68ZM233 66L230 65V67H232V68H233ZM237 66H238V62H237ZM258 66L255 67L252 64V66H250V67H252L253 69H256ZM32 67H34V72L32 70ZM71 67H73V65ZM100 67H103V66L101 65ZM247 67H249V66H247ZM247 67H246V69L242 68V69H245L244 71L246 73L248 72L247 71L248 70ZM104 68H105V66H104ZM112 68L110 67V69H112ZM238 68H239V66H238ZM238 68H236V69H238ZM227 69H224V70L226 71ZM67 70H68V72H67ZM108 70H109V67H108ZM102 71L104 73L106 72L104 70H102ZM102 71L100 69V72H102ZM229 71H230V69H229ZM240 71H241V69H240ZM244 71L242 70L243 73H244ZM23 72H21V74ZM215 72H217V70ZM237 72H239V71H237ZM41 73H43V74H41ZM230 73H232V72L230 71ZM80 74H79V76H81ZM110 74H112V73H110ZM113 74H115V73H113ZM130 74H128L126 76H122V74H121V76H118V77H115V78L112 77V79H113V81L115 83L124 84L125 85L126 82L128 83V81H129V83H130L133 80V79L131 81L129 80V77L132 75V74L131 75ZM235 74H237V73H235ZM194 75H196V74H194ZM194 75H193V78H195ZM186 76H187V74H186ZM240 76H243V75L240 74ZM39 77L40 76H38V79H39ZM182 77H181V79H182ZM32 78H34V77H32ZM132 78H133V76H132ZM191 78L192 77H190V79ZM150 80H152V79H150ZM183 80H185V79H183ZM188 80H185V84L188 83V82H191V81H188ZM40 81H41V79H40ZM148 82L151 83L152 81L151 82L148 81ZM193 82H194V80H193ZM60 83L62 84V86L60 85ZM140 83L143 84L142 81ZM149 83H147V84H149ZM180 83H179L180 84L179 87H181V85L184 82L181 81ZM195 83H197V82H195ZM221 83H224V82L221 81ZM141 84H137V85L139 86ZM225 84H226V82H225ZM173 85H175V84H173ZM186 85H189V84H186ZM186 85H184V86H186ZM196 85L197 84H195V86H193V87H196ZM221 85H224V84H221ZM229 85H230V83L228 84V86L227 85L225 86L226 88H224V86H223V88L225 89L224 91L219 89L218 86H220V85H218L217 86L218 89H214V91L205 90V89H204L205 90L204 91L203 89H201L202 91H198L197 93H198V95L200 97L202 96V100H201V102H199L200 100H198L199 103L198 102L197 103L200 104L202 102H205V104H203V103L202 104L214 109L213 111H215V109L218 110V114L220 113L222 116H226L228 114L229 115H233V118L235 117V119L237 118L236 117L237 114L239 112H241V111L250 112L251 115L257 113L258 116H259L258 113H260V112L264 113V106L258 104V102L256 103V102L251 101V99H250V103H248L246 101H237V102H234V103H228V100H229L228 95L231 93V90H229ZM184 86L182 85L183 88H184ZM41 87L44 89L43 86H41ZM41 87H40V89H41ZM144 87L146 88V86H144V84H143V89H142V87L139 86V88L141 90H144ZM186 87L184 88L185 90H186ZM191 87H192V85L189 88H191ZM162 88H163V86H162ZM198 89H200V88H198ZM51 90L49 92L50 94H51ZM22 91H24V90H22ZM41 91H42V89H41ZM59 91H62V90H59ZM183 91L184 90L180 91V88L179 89L175 88L173 90L171 89V91H169L167 95H170L172 97V99L174 98V99L178 100L177 102H179V104H178L179 108L182 107V105H185V108L183 107V110H186L188 112H189V110L192 111L193 108H196V106H198V104L196 105L195 104L196 102L192 101L191 99L190 100L185 99L187 101H184V97L186 98L187 94L185 93L186 94V96H185L184 93H182ZM11 92H13V91H11ZM56 92H57V90L54 91L53 93H56ZM24 93H27V92L25 91ZM11 94L6 95V98H9V99L11 98V100H12V95ZM45 94H47V91H46ZM20 95H22V96H20ZM48 95H46V96L48 97ZM54 95H56V94H54ZM57 95L55 96L56 98H57ZM225 97H227V100H226ZM181 98H182L183 101H181ZM83 99H85V97H83ZM192 99L195 100V98H192ZM8 100H7V102H8ZM36 100H38L37 97H36ZM43 100L44 99H42L41 101H43ZM0 101H2V100H0ZM10 101L8 103H10ZM196 101H197V98H196ZM7 102L5 103L6 105H7ZM148 103L146 102L145 104H148ZM150 105H151V103H150ZM153 105H155V104L153 103L152 106ZM113 106H115V105H113ZM146 106H148V105H146ZM178 106H177V108H178ZM199 107H200V105H199ZM146 108H148V107H146ZM155 108H156V106H155ZM12 109H11V111H12ZM110 109H112V110H110ZM148 109H150V107ZM7 110L5 109L4 111H7ZM9 110H8V112H10ZM35 110H37V111L35 112ZM205 110H207V109H205ZM165 111H166V109H165ZM174 111L176 112L178 110H174ZM1 112L2 111H1V108H0V114H1ZM193 112H191V113H193ZM215 112H217V111H215ZM23 113H25V112H23ZM23 113L21 115H24ZM121 113H122V111H121ZM213 113L214 112H212L211 115H213ZM2 114H5V113L2 112ZM11 114H14V112H11ZM145 114H146V112H144L141 109H127L122 114H120L121 116L118 117V118H122V119L125 118L126 120L128 118L129 119L133 118L135 120V117H137V118L141 117V119H142V116H144ZM183 114L181 113V115H183ZM9 115H10V113H9ZM29 115H31V114H29ZM173 115H175V114L173 113ZM192 115H195V114H192ZM257 115H256V117H258ZM1 116L3 117V115H1ZM24 116L26 117V114ZM206 116H210V115H206ZM13 117H15V116H13ZM21 117H23V116H21ZM21 117L18 116V118H20V119L24 118V117L23 118H21ZM32 117H34V116H32ZM67 117H69L71 119L81 118V116L79 114L75 113V112H71L70 114L67 115ZM202 117H204V116L202 115ZM227 117L230 118L231 116H227ZM16 118H14V120ZM210 118L211 117H209V119ZM204 119H206V118H204ZM256 119L257 118H255V120ZM16 120H18V119H16ZM25 120L26 119H24V121ZM31 120H33V118ZM183 120H180L181 121V123H180L181 126H182V121ZM211 120L214 121V119H211ZM225 120H227V119H225ZM239 120H241V119H239ZM174 121H173V123H174ZM242 121H243V123L245 122L244 119H242L241 122ZM30 122L32 123V121H30ZM214 122H213V124H214ZM236 122H238V121H236ZM246 122H248V120H246ZM246 122H245V126L247 125ZM34 123L35 122H33L32 124H34ZM81 123H85V121L81 120ZM175 123H177V121H175ZM218 123H219V121L216 122L215 125H217ZM28 124L31 125L30 123H28ZM197 124L199 125V123H197ZM252 124L253 123H251V125ZM184 125H183V127H184ZM236 125H237V123H236ZM251 125L249 124L248 126H251ZM175 127H177V126H175ZM237 127H238V125L236 126L235 129H237ZM37 128H34V129H37ZM173 128H174V126H173ZM27 129H28V131L31 130V129L29 130V128H27ZM27 129H25L24 131H26ZM165 129H167V127H165ZM3 130H1V128H0L1 137L5 136V133H4ZM5 130H9V129H5ZM201 130L203 131V129H200V131ZM251 130H252V128H251ZM38 131H39V128H38ZM172 131H174V130H172ZM192 131H194V129ZM6 132H8V131H6ZM163 132H165V131H163ZM9 133L10 132H8V134ZM126 133H128V134H126ZM258 133H259V135L261 137H258L259 136ZM11 134L12 133H10V136H11ZM34 134H35V131H34ZM173 134L177 135V132L175 133V131H174ZM20 135H22V133ZM29 135H33V132H32V134H29ZM35 135H34V137H35ZM215 135L217 136V134H215ZM18 136H19V134H18ZM43 136H41V137H43ZM168 136H170V135H168ZM20 137L22 138V136H20ZM23 137H25V134H24ZM186 137H184V138H186ZM209 137L212 138V135L209 136ZM228 137H229V135H228ZM16 138H17V136L14 137V139H16ZM26 138L27 137H25V140H26ZM40 138L37 137V139H40ZM54 138L56 140H54ZM63 138H64V140H63ZM66 138H68L69 140L67 139L68 141H65ZM176 138H177V140H176ZM221 138L224 139L223 137H221ZM221 138L220 137L214 138V139H212V141L209 138H207L211 142L207 140L208 142H206V146H207V143H208V147L209 148H213V147H215V145H219V143L221 144L220 141H223V140H221ZM241 138H243V137H241ZM18 139H19V137H18ZM43 139H44V137H43ZM71 139H75L76 142L71 140ZM178 139L179 138L177 136H174V141H178ZM182 139H183V137L181 136V139H179V144H180V146L183 145L182 147L186 150V155L190 156V153H191L190 148L192 147L191 143L188 142L189 140L188 141L187 140L184 141ZM228 139H227V141H228ZM230 139L233 140L235 138H231L230 137ZM108 140H106V141H108ZM236 140H237V138H236ZM236 140H235V143H236ZM30 141H31V139L29 140V144H30ZM230 142H232V141H230ZM150 143L152 144V141ZM156 143H157V141H156ZM228 143H229V141H228ZM174 144H176V143H174ZM36 146H38V144ZM156 146L154 148H156ZM174 146H176V145H174ZM230 146H232V145H230ZM251 146L256 148L255 145H251ZM31 147H33V146H31ZM209 148H208V150H209ZM113 149H112V151H113ZM184 149H183V151H184ZM192 149H193V147H192ZM251 149H253V148H251ZM29 150H30V148H29ZM33 150H35V148ZM112 151H111V153L113 154ZM2 152L4 153L3 156L1 155ZM21 152H19V153L21 154ZM29 152H31V151H29ZM29 152H28V154H29ZM87 152L89 153V152H92V151H87ZM114 152H115V150H114ZM158 152H160V151H158ZM24 154H25V151H24ZM49 154H51V153H49ZM165 154H167V151H166ZM52 155H49V156H52ZM80 156H82V159H79ZM93 157L94 156H92L91 159H93ZM186 157L188 159V156H186ZM51 158H53V157H51ZM203 158H205V157H203ZM116 159L118 161V160L121 159V157L120 156H118V157L116 156ZM160 160H161V157H160ZM90 161L92 162L93 160H90ZM117 161H115L114 163H116ZM137 161H139V160L137 159ZM179 161H182V160L179 159ZM51 162H53V163H51ZM157 162H158V160H156V163ZM11 163H12V165H11ZM132 163H134L133 160H132ZM118 165H119V163H118ZM228 165H230V164H228ZM228 165H225V166L227 167ZM9 166H12V167L9 168ZM72 166H74L75 168L69 169ZM153 166H155V167H153ZM198 167H199V165H198ZM183 168H184V166H183ZM221 168L223 169V167H221ZM2 169H3V167H2ZM225 169H224V171H225ZM233 169L234 168H231L230 171L233 170ZM97 172H99V173H97ZM189 172H190V170H189ZM116 173H120V172L116 171ZM113 174H115V173H113ZM186 175H188V174L186 173ZM115 176H116V174H115ZM182 176H183V178H182ZM206 176H207V174L205 175V177ZM227 176H225V178H227ZM74 177L77 178V179H75ZM90 177H92V175ZM228 178L230 179L229 176H228ZM241 178H243V177H241ZM229 179L227 181H229ZM233 179H235V178H233ZM237 180H239V178ZM16 181H18V184H17ZM23 181L24 182H29V184L27 186L29 188L28 191L20 192V190H18V188H16V187L13 188V186L16 185V184L17 185H23V184H20ZM15 182H16V184H14ZM202 182H203V180H202ZM64 183H66V184H64ZM228 183H230V181ZM228 183L226 185H228ZM235 183L233 185H235ZM215 184H217V185H215ZM224 184L225 183H223V185ZM252 185H251V187H252ZM236 186L233 187V191H236L238 189ZM230 187H232V186L230 185ZM208 188H209V186H208ZM224 188H226V187H224ZM227 188H228V186H227ZM204 190H206V191H204ZM222 190L221 191L219 190V191L223 193ZM228 191L230 192V190H228ZM14 192H16L15 197L9 198V197H11L12 194H14ZM208 192H210V193H208ZM204 196L205 197H209L210 199H212L211 201H213V202H215L214 199H216L217 201L219 200L218 202H221L222 207H221V209H219L220 212L218 211L220 215H225L228 218L231 217L232 219L233 218H237V219H239V221L240 220L242 221V222L240 221V223H242V224H243V222H245V224L242 226L243 227L242 229H240L241 226H237L239 228H237L235 226V228H237L239 231H236L235 229L232 228V226L235 223L232 226L229 227L231 231H233V230L236 231V232L234 231L233 232L234 233L233 236H231V237L238 238V240H239L238 243H236V241L233 240L236 243V245L240 243V239L241 238L246 239L245 237H248V238L252 237L253 240H252L251 243H249V240H248V242H246V240H243V241H245L244 244L249 243L245 247L243 246V248H244V256L245 257L240 256V258H239V253H237L238 257H237V255L236 256L235 255L226 256V255H228V253H226V254L225 253L224 254L221 253L222 255H220L219 253L215 252L216 249L215 250L214 249L211 250L209 248V247H211L210 245H205L204 244L205 241L203 242V240H204L203 238L206 239L207 237H197L199 240L202 239L201 241L203 243L190 242V243H185V244L184 243L181 244L180 241L178 242L177 237H174V234H176V233L188 232L190 230L195 231L197 234H200V235L203 234L204 235L205 233H208V230L210 229V226L212 228V225L203 226V227L199 226L200 227L199 228L198 224L196 226V223H195V220H194L195 218L193 219L194 216L196 217L198 211L204 212V210H209L210 209L209 203L208 204L205 203V202H207L208 198L205 200V202L203 201ZM234 198H236V200ZM214 204H213V206H214ZM242 204H240V205H242ZM220 205L218 204L217 206H220ZM197 207H198V209H197ZM217 208H216L215 212L218 210ZM242 208H245V207L243 206ZM235 210H236V212H239V214H240L239 217H234L235 216V214H234ZM204 213H206V212H204ZM198 214H200V213H198ZM211 214H213V211H212ZM211 214H209V215H211ZM214 214H216V213H214ZM202 216L203 215H201V217ZM214 216H216V215H214ZM198 217L196 218L197 220H199ZM201 217H200V219H201ZM231 218H229V219H231ZM202 219H204V218H202ZM182 221H184L183 223L186 222V224L184 225L183 223H181V225H180V222H182ZM204 221H206V220H204ZM236 221H238V220H236ZM248 221H250V220H248ZM195 227L196 228L198 227V229H193ZM193 238H195V237H193ZM228 239H230V238L228 237ZM231 240H232V238H231ZM231 240H229V242ZM206 241H208V240H206ZM209 241H211V240H209ZM211 243H208V244H211ZM212 244L214 245L215 241ZM233 244L234 243H232V245ZM228 245H230V243H228ZM233 247H234V245H233ZM243 248L240 249V250L243 251ZM222 249H223V247H222Z\"/></svg>", "mask_w": 264, "mask_h": 264}]
</instances>
